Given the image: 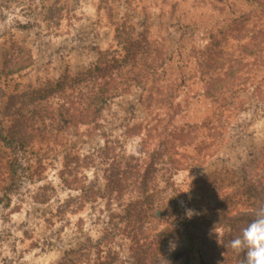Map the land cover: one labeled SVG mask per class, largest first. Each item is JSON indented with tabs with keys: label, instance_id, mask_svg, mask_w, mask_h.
<instances>
[{
	"label": "trees",
	"instance_id": "trees-1",
	"mask_svg": "<svg viewBox=\"0 0 264 264\" xmlns=\"http://www.w3.org/2000/svg\"><path fill=\"white\" fill-rule=\"evenodd\" d=\"M6 1L15 5L29 0ZM247 1V8L234 10L230 5L218 6L213 0H122L117 4L116 0H99L114 45L98 50L86 69L76 72L71 79L60 81V91L47 94L41 100H27L19 87L7 92V83L3 82L14 80L26 71L31 66L30 58L16 59L12 55L3 60L0 63V184H3L0 187L3 195L12 191L18 179L34 177L43 169L45 154H37L40 146L49 148L50 143L64 146L67 133L61 132L68 127H81L87 138L102 134L100 137L106 139L97 152L101 163L107 164L103 169V185L89 187L77 179L75 169L79 161L83 163L85 159L74 153L63 157L59 176L67 188L77 192L78 203L102 198L108 210L114 207L123 210L126 215L114 222V227L130 241L132 259L128 264H221L219 255L223 254L215 256L197 246L202 239L215 237L207 230L212 221L203 218L213 216L221 221L223 238L230 241L240 234L241 228L253 218L254 209L264 201V188L260 190L259 198L244 200V204L242 201V208L234 213L224 210V206L216 209L194 194L188 198L182 193L184 200L180 205L175 196H171L175 191L170 182L171 173L157 168L160 160H164L166 165L174 163V168L179 170L174 156L178 153L183 156L182 151L192 144L196 131L207 128L208 123L210 127L211 122L175 126L170 118L158 117L154 118L153 125L145 120L126 123L127 134L134 132L144 136L138 145L140 155L125 160L107 147L102 129L105 112L117 98L129 95L134 89L141 92L138 102L144 110L151 106L172 108L176 93L188 80L184 73L186 57L194 66L190 75L201 77L203 96L211 98L218 106L212 127V146L203 141L198 148L199 151L204 149L203 157L213 156L222 141L226 116L237 113L236 104L232 106V103L240 87L241 71L247 69L245 66L254 65L264 70V0ZM206 3L211 4L216 14L207 21L193 19L190 11L201 9ZM121 7L124 12L119 11ZM150 7H156L158 18L170 22L178 31L171 45L160 29L155 35L151 34L149 24L138 26L126 11L138 8L147 14ZM29 21L28 18L22 27H27ZM201 26L204 27L198 43L195 35ZM204 40L205 44H202ZM65 89L76 91V95L68 97ZM32 150L34 169L25 165L28 163L25 154ZM159 175H167L165 186L172 189L168 198L173 206L160 222L164 227L151 234L154 226L147 220L146 213L154 207ZM190 208L196 209L199 215L187 218L186 210ZM65 211L66 208H60L57 213L63 215ZM170 242H175L174 250ZM85 255L68 258L62 264H111L99 262V258L90 263ZM235 257L234 264H240L245 252H236Z\"/></svg>",
	"mask_w": 264,
	"mask_h": 264
},
{
	"label": "rangeland",
	"instance_id": "rangeland-1",
	"mask_svg": "<svg viewBox=\"0 0 264 264\" xmlns=\"http://www.w3.org/2000/svg\"><path fill=\"white\" fill-rule=\"evenodd\" d=\"M98 2L29 0L11 5L6 0H0V63L12 55L16 59L31 60V66L21 75L14 80L3 81L7 83L6 91L19 87L27 100H41L47 94L54 95L60 91V81L71 79L76 72L86 69L98 50L114 45L111 28ZM121 2L116 0V4ZM213 2L223 7L230 5L234 10H243L249 5L247 0ZM200 8L190 11L193 19L207 21L216 14L209 3ZM119 11L124 12L125 9L121 7ZM126 11L138 26L149 24L151 34L155 35L160 29L169 45L178 35L170 22L158 18L156 7L147 9V14L138 8ZM28 18L27 27H22ZM203 27L195 35L198 43ZM186 61L184 73L188 80L176 93L172 108L151 106L144 110L138 102L141 92L134 89L129 95L117 98L105 112L102 132L106 134L107 147L121 154L122 160H125L140 155L138 145L143 142L144 136L134 132L127 134L126 123L130 125L145 120L153 125L154 118L158 117L170 118L175 126L200 125L210 121V127L208 123L207 128L200 129L198 133L196 131L192 144L182 151L183 156L179 153L174 156L179 170L174 168V163L166 165L164 160H160L157 168L171 173L170 182L175 191L187 185L188 173L193 177L190 192L186 193L188 198L194 194L216 209L224 206V210L234 213L242 208V201L244 204V200L259 198V192L264 188V70L254 65L245 66L247 69L240 72V87L232 103V106L236 104L237 113L226 116L227 123L218 151L211 157H203L204 149L198 150L199 143L204 141L212 146V127L218 106L211 98L203 96L201 77L190 75L194 66L190 58L184 57ZM65 90L68 97L76 95V91ZM81 130V127L63 130L61 134L67 133L64 146L56 143H50L49 148L40 146L37 154L44 153L45 160L38 175L22 181L18 179L7 195H3L0 187V264H62L64 260L80 257L81 254H86L90 263L97 258L99 262L111 264H128L131 261L130 241L114 227V222H119L126 215L123 210L116 207L108 210L102 198L95 202L78 203L77 192L67 188L59 176L63 157L74 153L85 159L83 163L79 161L75 169L77 179L86 182L89 187L103 185V169L107 164L101 163L97 152L105 145L106 139L100 137L102 134L87 138ZM33 150L25 154L28 160L25 165L29 164L32 169L36 167ZM159 176L154 207L146 213L147 220L154 226L151 234L164 227L160 222L173 206L168 198L172 189L165 186L167 175ZM182 193L175 195L180 205L184 200ZM60 208H66L63 215L57 213ZM203 219L212 221L207 230L215 237L208 236L197 242V246L215 256L223 254L219 255L221 264H234L236 251L224 246L228 240L223 238V223L213 216Z\"/></svg>",
	"mask_w": 264,
	"mask_h": 264
},
{
	"label": "clouds",
	"instance_id": "clouds-1",
	"mask_svg": "<svg viewBox=\"0 0 264 264\" xmlns=\"http://www.w3.org/2000/svg\"><path fill=\"white\" fill-rule=\"evenodd\" d=\"M187 176V185L183 189L175 191L171 196L178 195L179 192H190L193 177H190L188 173ZM197 214L194 209L186 210V216L189 219ZM224 246L226 248L230 247L238 253L245 252V257L240 261V264H264V201H261L254 209L253 218L241 228L240 234L228 241ZM170 247L174 250L176 245L170 242Z\"/></svg>",
	"mask_w": 264,
	"mask_h": 264
}]
</instances>
